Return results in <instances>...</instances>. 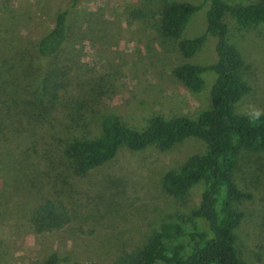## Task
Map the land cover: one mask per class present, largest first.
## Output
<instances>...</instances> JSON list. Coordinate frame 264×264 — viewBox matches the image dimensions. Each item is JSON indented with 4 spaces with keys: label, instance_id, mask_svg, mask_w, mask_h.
<instances>
[{
    "label": "rangeland",
    "instance_id": "obj_1",
    "mask_svg": "<svg viewBox=\"0 0 264 264\" xmlns=\"http://www.w3.org/2000/svg\"><path fill=\"white\" fill-rule=\"evenodd\" d=\"M170 1L202 2L0 0V264H44L53 253L60 264H111L116 254L146 243L162 223L191 216L199 205L203 182L182 199L162 186L165 171L203 151L198 138L166 151L156 145L123 147L83 175L60 151L66 137L98 136L106 113L141 129L154 114L196 118L210 107L215 73L202 72V89L194 92L173 69L185 62H215L216 37L206 34L201 48L184 57L178 40L160 32L162 5ZM225 1L245 5L256 0ZM207 6L191 16L182 38L205 33ZM65 8L67 39L56 54L43 58L38 41ZM223 21L228 42L244 59L241 73L249 85L235 111L246 114L250 105L264 109V23L243 27L228 13ZM59 67L65 70L67 102L36 120L32 104ZM234 178L249 193L235 203L243 212L236 248L248 264H264V151L243 149ZM48 195L61 197L72 219L59 230L35 232L30 209ZM193 220L209 232L204 218Z\"/></svg>",
    "mask_w": 264,
    "mask_h": 264
},
{
    "label": "trees",
    "instance_id": "obj_2",
    "mask_svg": "<svg viewBox=\"0 0 264 264\" xmlns=\"http://www.w3.org/2000/svg\"><path fill=\"white\" fill-rule=\"evenodd\" d=\"M206 3L205 33L182 38L191 16ZM227 13L243 27L264 23V0L245 5L225 0H202L199 4L170 1L161 9L160 32L178 40V49L184 57H192L201 48L206 34L216 37L215 62L204 66L185 62L173 69L175 77L194 92L202 89V72L215 73L208 109L196 118L154 114L141 129L125 123L115 113H106L99 119L98 136L74 135L64 139L61 156L80 175L113 159L123 147L141 150L156 145L166 151L190 137L204 143L202 152L189 155L179 167L165 171L162 177L163 189L178 199L184 198L195 184L204 183L200 203L191 216L162 223L146 243L116 254L111 264H248L236 248L243 212L235 203L249 197V193L238 187L234 172L243 149L264 151V116L250 122L247 114L235 111V103L249 91V85L241 73L244 59L227 40L228 26L223 21ZM67 16L68 10L61 9L52 28L40 37L37 50L41 57H50L63 47L67 39ZM64 74L62 67L50 73L43 93L34 100L30 110L36 120L62 109L67 102ZM195 217L207 221L209 232L196 227ZM71 219L69 206L55 195L42 197L29 212V222L35 232L59 230ZM44 264H60V261L53 253Z\"/></svg>",
    "mask_w": 264,
    "mask_h": 264
},
{
    "label": "clouds",
    "instance_id": "obj_3",
    "mask_svg": "<svg viewBox=\"0 0 264 264\" xmlns=\"http://www.w3.org/2000/svg\"><path fill=\"white\" fill-rule=\"evenodd\" d=\"M246 114L248 115L250 122H256L259 121L262 116H264V109L255 105H250Z\"/></svg>",
    "mask_w": 264,
    "mask_h": 264
}]
</instances>
